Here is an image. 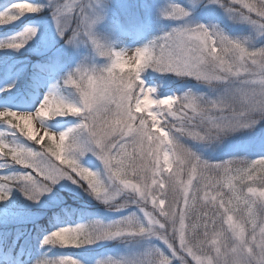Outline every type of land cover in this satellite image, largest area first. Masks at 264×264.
<instances>
[{
    "label": "snow or ice",
    "instance_id": "1",
    "mask_svg": "<svg viewBox=\"0 0 264 264\" xmlns=\"http://www.w3.org/2000/svg\"><path fill=\"white\" fill-rule=\"evenodd\" d=\"M95 2L64 0L53 9V20L58 35L67 33L66 44L79 37L110 63L98 71L77 67L64 78V85L78 94L76 102L49 93L32 112L0 111V123L10 135L35 145L10 143L0 132V170L6 164L29 170L0 174V200L15 187L37 202L67 179L111 211L133 207L111 223L59 227L41 241L64 248L111 240L159 242L135 257H108L96 264H264V154L213 162L189 143L219 144L244 132L249 144L264 153V0L170 3L161 15L184 22L133 50H115L93 32L105 12L94 8ZM207 5H219L228 20L249 25V35L232 37L217 24L185 20ZM41 7L12 2L0 10V25ZM65 13L71 15L57 19ZM35 35L36 28L26 26L0 40V49L19 50ZM128 63L133 66L125 72ZM146 70L181 82L194 80L206 91L156 96V87L142 78ZM68 116L78 122L64 131L53 133L44 125L47 119ZM85 153L100 161L102 174L80 164ZM112 185L118 191H110ZM120 193L125 199L117 202ZM41 264L80 262L64 256Z\"/></svg>",
    "mask_w": 264,
    "mask_h": 264
},
{
    "label": "rangeland",
    "instance_id": "2",
    "mask_svg": "<svg viewBox=\"0 0 264 264\" xmlns=\"http://www.w3.org/2000/svg\"><path fill=\"white\" fill-rule=\"evenodd\" d=\"M12 2H32L42 7L41 11L38 13L26 14L14 23L0 25V29H4L3 27L7 26L5 34L0 35V40L11 37L26 26L36 28V35L19 49H26L35 54L28 57H15V60L11 61L8 60L10 63L7 64L5 72L0 76V90L3 88L6 90L10 87L18 88L19 81L25 76L27 71V81L30 87L27 88L25 92L15 90L6 97L0 96V111H34L43 97L47 95L46 84L56 71L65 78L77 67L86 68L88 70L95 69L98 71L105 68L110 63L109 58L98 56L91 45L82 42L79 37L72 44H66L65 39L67 33L64 37L58 35L57 22L53 20V9L61 7L64 0H5V3L0 5V10L10 5ZM67 2L74 3L76 0H67ZM170 3H179L182 6H186V0H98V2L93 3V7L96 9L105 8L104 19L93 26V32L102 38L103 43L110 45L115 50H133L143 46L150 40L147 34L148 31L152 32L153 39L163 31H167L178 23L184 22L166 19L161 15L162 10L166 9ZM76 7V5H73V14L76 11ZM67 15L71 14L65 13L57 17V19L63 20ZM185 20L192 23L201 22L205 24H217L220 29L232 37L243 38L250 33L249 25L245 23H234L228 20L223 9L219 5H207L203 8H197L195 11L191 12L189 17L185 18ZM123 36H127L128 40L123 41ZM19 50L11 49L10 52L13 54L14 51ZM131 54L130 52L127 53L125 59H128ZM132 66L131 63L125 64L124 71H129ZM117 74H120L119 69L117 70ZM170 76L171 75L162 76L151 73L150 70H146L145 73H142V78L145 79V83L149 86L156 87V96L168 95L172 92L179 94L189 89L182 84H177L175 89L170 88L172 85ZM199 87L206 91L205 86L198 84V88ZM52 93L61 96L69 102H76L78 99V94L72 87H70V93L73 95L71 96V100L62 95L58 86ZM77 122V117H56L47 119L44 125L51 132L58 133L73 127ZM34 126L37 134L42 135V130L39 129L38 124L34 122ZM0 132L4 133L5 139H15L13 135H10L11 130L3 123H0ZM235 135H237V133L232 134L233 137H231L230 140H225L221 144H217L216 142L209 144H193L191 142V145L195 148L199 147L198 149H200V151L198 149L197 151H199L198 153L204 159L211 157L219 158L224 150L227 151L229 149L233 150V148H246L252 146L247 141L246 133L240 132L238 137H235ZM20 145L35 149V147L26 146L23 142ZM219 153L220 155H217ZM79 162L82 166L102 174V165L100 161L91 153H85V155L80 158ZM161 164H163L162 155ZM20 170L23 172L29 171L28 169L20 167L5 166L3 172L6 174H16V171L19 172ZM109 190L112 192L118 191L115 185L110 186ZM60 191L74 194L80 199L79 201L82 205L88 207L84 220L86 223L91 221H100L105 224L111 223L135 211L133 207L123 209L119 212L111 211L103 202L95 199L67 179H61L52 187L51 192L43 194L37 202L26 199L21 191L18 195L17 190L11 187L8 192L15 197L19 196L18 200L21 201V203L18 209H9L6 212L9 218H13L12 224L15 225L14 229L7 231L6 237L8 238L10 235L13 234L14 236L16 234L15 238H17L22 231L27 229V226L42 219L47 209L58 205H61L62 208L66 210L64 213H66L67 219H72L73 217L66 209L65 205L67 204L63 203V198L61 196H57L61 195L59 194ZM62 196L66 197V195ZM76 197H72L71 200L76 202ZM67 199L70 201V198ZM123 199H125L124 193H120L116 197L117 202ZM33 208H35V211L32 210ZM28 209H31V211H28ZM242 214L241 212L240 215ZM80 221L81 220H78V222ZM56 223H58V227L65 226L59 222L58 219ZM41 241L42 238L40 235L36 234L34 229H29L27 234L22 238V242H27L30 245L34 244L37 249L44 251V249L47 248L45 245L41 244ZM158 244L159 242L154 238L150 240L133 239L102 241L81 248L79 253L71 251L62 253L58 250L57 256L58 258L71 256L79 261L80 264H96L98 260H103L108 257L113 259L132 258L141 254L145 248ZM0 264H19L18 261L3 248L1 243Z\"/></svg>",
    "mask_w": 264,
    "mask_h": 264
},
{
    "label": "trees",
    "instance_id": "3",
    "mask_svg": "<svg viewBox=\"0 0 264 264\" xmlns=\"http://www.w3.org/2000/svg\"><path fill=\"white\" fill-rule=\"evenodd\" d=\"M148 37L150 39H152V32L151 31L148 34ZM170 79H171V83H172L170 88L175 89L177 84H182V85L188 87L189 89H191L193 92H204L203 89H201L200 87L198 88V84L194 80L181 82V81L177 80L174 76H170ZM62 88H63V93H64L65 97L71 100V98H72L71 96H73V95L70 93V86H65L64 83L62 82ZM74 98H75V96H74ZM238 134L239 133H237V135H235V137H238ZM231 137H233V136L231 135L229 137H226V138H224L223 141L230 140ZM17 138L19 141H22L26 144H30L31 146L35 147V145H33L32 142L27 141L26 139L19 136L18 134H17ZM223 141H221L220 144ZM189 143L191 144L190 141H189ZM200 144H202V143H200ZM203 144H205V143H203ZM192 147L196 151L199 148V147L195 148L193 145H192ZM198 150L200 151V149H198ZM199 151H197V152H199ZM261 154H264V153H261V151L259 150L258 147L251 146V147H246V148H233V150L229 149L227 151L224 150L223 154L221 156H219V158H217V157L212 158L211 157V158H207V160H211V161L215 162V160L227 159V158H230L232 156H237V159L245 158L243 156H248L249 158H255L256 156L261 155ZM217 155H220V153ZM186 178L187 177L185 176V179ZM13 189L17 190L18 195H19L20 191L17 188H13ZM59 194H61V195H57V196L58 197L61 196L63 198L62 199L63 203L68 205V209L70 211H73L72 215L74 214L75 217L78 216L79 218H81L82 221L80 223H86V221H84V220H85V216L87 214L86 209H88V207H86V205H82L79 201L80 199L77 198L74 194L65 193V192H61V191L59 192ZM62 195H66V197H64ZM18 197H15L13 194L8 193L7 199L0 200V230L3 231L4 234L7 232L8 227L11 226L13 223L12 222L13 218H9V216L7 215L6 212L9 209H18L19 208L21 201L18 200ZM72 197H76L75 200H77V201L76 202L72 201L71 200ZM67 198H70V201ZM32 210H35V208H33ZM28 211H31V209H28ZM40 223H41L43 229H48V227H46V226L44 227V225H43L44 221L40 222ZM77 224H79V223H77ZM52 247L57 248L58 246H52ZM81 248H83V247H81ZM81 248H66V249L73 251V252H80ZM57 258H58V256H56L54 254L52 249L46 250L45 252H41V251L38 252L35 249H25L22 252V256L20 257V261L22 264H41V262L44 260L51 261V260H54Z\"/></svg>",
    "mask_w": 264,
    "mask_h": 264
},
{
    "label": "bare ground",
    "instance_id": "4",
    "mask_svg": "<svg viewBox=\"0 0 264 264\" xmlns=\"http://www.w3.org/2000/svg\"><path fill=\"white\" fill-rule=\"evenodd\" d=\"M46 85H47V86H46V89H47V95H48L49 93H52L53 90L56 88V87H55L56 84H55L54 79L49 80V81L47 82Z\"/></svg>",
    "mask_w": 264,
    "mask_h": 264
}]
</instances>
